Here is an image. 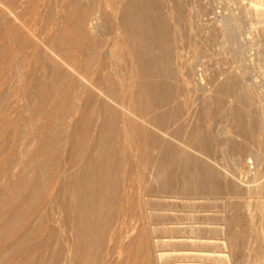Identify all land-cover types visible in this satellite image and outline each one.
Returning <instances> with one entry per match:
<instances>
[{"label":"bare ground","instance_id":"bare-ground-1","mask_svg":"<svg viewBox=\"0 0 264 264\" xmlns=\"http://www.w3.org/2000/svg\"><path fill=\"white\" fill-rule=\"evenodd\" d=\"M44 2L0 0V264H264V115L237 17L240 71L205 93L182 1Z\"/></svg>","mask_w":264,"mask_h":264},{"label":"rangeland","instance_id":"rangeland-1","mask_svg":"<svg viewBox=\"0 0 264 264\" xmlns=\"http://www.w3.org/2000/svg\"><path fill=\"white\" fill-rule=\"evenodd\" d=\"M113 1L123 2L126 0H113ZM164 1H165L166 6L164 7L163 12H164V15L169 16V5H173V0H164ZM179 1H182L184 3V7L190 17L189 21L187 22V25L184 27L180 26L177 31V41H178L179 49L182 52V61H185L186 63L195 62L196 65L199 63L197 65V67L198 66L199 67L198 68L196 67L198 69L196 77L199 78L200 83L203 84L205 93L211 92V90L214 88L217 81L223 82L226 79H228L227 76L229 77L230 75H232L231 77H234V74H237L239 73L238 71H240L238 69L239 67L237 66L238 63H235V65L234 63L232 64V62L228 60L230 59V55L227 56L225 54L226 52L228 54L231 52L229 49H227L229 52L224 51L226 48H229L227 47L229 45H227L228 43L222 34L224 14H225V17H227L230 14H234L237 17L238 24L234 25L235 26L234 29H236V31L240 29V31L243 33L239 39L240 48L242 47L240 52H241V56L243 55L242 56L243 63L245 64L244 68L247 66L246 70L248 69L247 78L245 79L246 81L244 82L246 84L248 83L249 87L251 86L250 89L253 92V96H254L253 104H252L253 110L257 111L260 108L258 111L262 110L263 115H264V68L261 66L262 61L259 60V55L257 51L258 47L257 45L255 46V39L260 38L261 42H263L262 46L264 48V45H263L264 44V34L263 32H261L262 30H260L261 29L260 27L264 26V21L260 23L257 22L256 18L253 17L252 13L251 14L249 13V9L246 8L247 5L250 3L256 5L259 8H264V0H261V2L260 0H179ZM48 2L52 3V0L51 1L46 0V2L44 3L48 4ZM244 5L246 6L245 8H244ZM226 12H227V15H226ZM245 12L249 13V15L246 14ZM145 13L147 15L152 14L151 10L149 11L147 10ZM249 19L253 23H251ZM243 51H245L246 53L244 52L242 54ZM224 56L225 57L227 56V57L225 58ZM227 61L231 62L233 66H231V64L229 65ZM17 76H16V79L18 80L20 78V75L18 77ZM20 108L21 106L18 108V110ZM21 110H23V108L20 109L19 111ZM226 126H228L227 127L228 128L227 130L229 131L228 133H231L230 130L232 129V126L230 125V123H226ZM9 128L12 129V127H9ZM262 136H264V134H262ZM236 137L238 138V136ZM124 148H125L124 153L125 154L127 153L126 156H130L129 154L131 152H134L133 146L130 142H128ZM251 166L253 167L254 165H251ZM251 166L248 168H242V167L240 168L241 173H238V176L236 178L239 180V182L243 181L245 183L248 180V177H250V175L252 174L251 171L254 172L253 170L254 167L251 168ZM245 170L247 172L249 171V173H247ZM145 172H144L145 174H148L149 170L146 169ZM133 177H136V175H134ZM54 189H55L54 186L51 187V190H54ZM180 208L185 209L187 207L181 206ZM249 209H248L249 210L248 212H250L248 213L249 215L257 213L255 202L250 204ZM261 209L264 211V204L262 205ZM260 215L257 214L258 217L255 216L256 218L254 217L252 219L253 222L252 221L251 222L259 223L261 218L264 220V217ZM254 220L256 222H254ZM51 224H55V223H51ZM256 225L258 226V224ZM245 237H247V241L250 239L249 235ZM255 246H257V248L258 247L260 248V245H258V243ZM242 252H243L244 260H248L250 262L253 261V259L251 258V255L253 253L252 251H249V249L244 248ZM233 262L231 261L230 263L233 264Z\"/></svg>","mask_w":264,"mask_h":264}]
</instances>
